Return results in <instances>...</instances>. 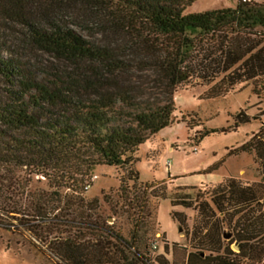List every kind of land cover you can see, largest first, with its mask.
I'll use <instances>...</instances> for the list:
<instances>
[{"label":"trees","instance_id":"16d2710c","mask_svg":"<svg viewBox=\"0 0 264 264\" xmlns=\"http://www.w3.org/2000/svg\"><path fill=\"white\" fill-rule=\"evenodd\" d=\"M194 1L0 0V13L25 29L27 45L65 65L40 73L5 57L0 45V216L31 218L23 220L26 229L59 264H170L164 255L150 257L154 239L148 238L145 205L148 198L167 197L155 184L139 182L135 152L172 123V98L180 86L218 80L209 89L212 98L241 83H250L255 94L264 86V3L237 0L235 8L184 14ZM77 3L104 11L109 29L145 50L143 64L154 71L160 98L135 96L121 84L124 63L116 50L67 26L42 27L33 19ZM254 119L239 112L233 127ZM215 132L205 129L194 138L199 142ZM258 138L234 154L254 152L264 177V124ZM103 166L120 171L112 209L120 205L131 217L128 239L99 213L98 199L84 197L92 172ZM35 178L46 181L49 191H36L26 204L22 195ZM103 202L111 204L104 195ZM170 205L196 212L197 222L186 234L191 251L185 264H264L263 181L231 177L194 197H172ZM170 217L181 226L185 221L182 212L171 211ZM162 249L168 254L167 242Z\"/></svg>","mask_w":264,"mask_h":264},{"label":"rangeland","instance_id":"374dc122","mask_svg":"<svg viewBox=\"0 0 264 264\" xmlns=\"http://www.w3.org/2000/svg\"><path fill=\"white\" fill-rule=\"evenodd\" d=\"M253 1L264 3V0ZM236 4L237 0H195L185 8L184 14L235 8ZM4 18L0 13V45L7 51L3 52L5 57L12 55L13 59L29 69L44 74L55 73L62 66L64 69L65 65L50 55L31 49L26 42L25 29L20 24ZM33 19L42 27H50L52 24L67 26L99 47L113 52L116 50L119 59L124 63V71L120 75L121 84L133 95H143L144 99L150 96L161 97L156 88L157 77L154 71L143 64L147 55L145 50L132 47L124 32L109 29L104 11L77 3L56 8L50 11L47 17L34 14ZM8 49L12 53H9ZM72 68L70 66V69ZM217 81L210 85L192 81L177 88L172 98L176 109L172 123L147 139L134 154L137 158L135 169L139 174V182L155 184V191L163 192L167 197L162 200L146 199L145 205L150 214L148 221L151 224L147 229L148 238L154 239L152 246L156 247H150L151 258L164 255L175 264H185L186 254L191 251L186 234H190L197 222L196 212L181 207L172 208L170 198L177 195L194 197L198 190L203 193L207 186L231 177L247 184L264 182L262 168L254 152L234 154L243 144L260 139L259 131L264 124V86L258 89L259 94H255L250 83H241L212 98L209 89ZM2 91L4 88L0 82V97ZM239 112L256 119L235 128L234 119ZM188 124L192 126L191 129ZM205 129L217 132L198 142L194 136ZM166 166L169 167V172L165 171ZM120 177V171L113 167L103 166L95 169L89 177L90 188L84 193V197L86 200L98 199L99 213L103 217H109L108 223H114V227L128 239L132 227L131 217L119 211L120 205L112 209L118 200ZM176 186L197 187L191 191L177 190L174 188ZM139 188L142 190L143 186L140 185ZM36 191H49L46 181L35 178L27 192L22 195V202L27 204ZM146 192L150 191L147 189ZM130 193L134 194L136 191ZM140 193L142 192L138 191L135 195L144 199L148 197L147 194ZM103 195L107 196L111 204L103 202ZM10 199L18 201L14 195H10ZM171 211L184 214L185 221L182 226L172 220ZM25 219L18 215L0 216V264H59L46 247L31 236L26 229V222H23ZM33 223L35 222L29 225ZM164 242L168 243V254L163 253ZM232 249L236 251L234 245Z\"/></svg>","mask_w":264,"mask_h":264},{"label":"built area","instance_id":"2783aa9c","mask_svg":"<svg viewBox=\"0 0 264 264\" xmlns=\"http://www.w3.org/2000/svg\"><path fill=\"white\" fill-rule=\"evenodd\" d=\"M242 3H249L251 0H240ZM165 171L169 172V167L166 166L165 167ZM90 188V184H88L87 186H85V190H88Z\"/></svg>","mask_w":264,"mask_h":264}]
</instances>
